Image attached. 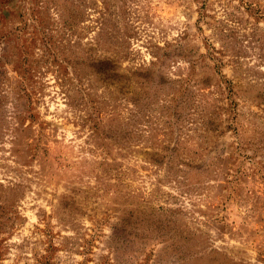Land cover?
Here are the masks:
<instances>
[{"label": "rangeland", "instance_id": "1", "mask_svg": "<svg viewBox=\"0 0 264 264\" xmlns=\"http://www.w3.org/2000/svg\"><path fill=\"white\" fill-rule=\"evenodd\" d=\"M0 264H264V0H0Z\"/></svg>", "mask_w": 264, "mask_h": 264}]
</instances>
